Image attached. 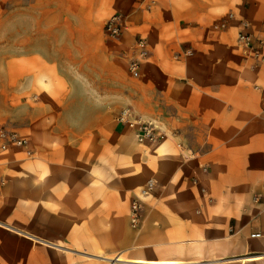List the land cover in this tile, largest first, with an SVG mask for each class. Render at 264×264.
<instances>
[{
  "label": "crops",
  "instance_id": "crops-1",
  "mask_svg": "<svg viewBox=\"0 0 264 264\" xmlns=\"http://www.w3.org/2000/svg\"><path fill=\"white\" fill-rule=\"evenodd\" d=\"M141 1L123 0L134 33L114 41L119 54L133 34L148 42L127 82V52L114 60L97 37L110 0L17 12L0 128L31 155L0 139V264H264V61L235 41L246 22L264 42V0H157L135 13ZM122 107L160 124L159 149L116 123ZM148 180L133 230L130 203Z\"/></svg>",
  "mask_w": 264,
  "mask_h": 264
},
{
  "label": "built area",
  "instance_id": "built-area-1",
  "mask_svg": "<svg viewBox=\"0 0 264 264\" xmlns=\"http://www.w3.org/2000/svg\"><path fill=\"white\" fill-rule=\"evenodd\" d=\"M156 3L157 0H142L140 2L139 9L146 14H149L153 11ZM232 19L233 15L228 14L226 19L222 20L213 27L214 30H224L227 26V22ZM248 27V23H241V30L236 35V47L240 50L245 59H252L257 63H261L264 61V56H262L264 42L261 40H255L246 31ZM128 29L127 18L120 12H115L109 16L103 25V33L106 39L112 41L118 40ZM148 57L149 49L146 37L137 33L133 34V43L124 55L128 72L132 76L137 75ZM116 123L122 129L132 132L135 142L139 145L155 143L156 141L163 140L165 138L164 132H160L158 134L157 128L153 123L137 116L130 108H123L119 111L116 117ZM0 139L4 142L5 146L12 145L16 148L24 150L26 156L29 157L31 155L28 140L20 137L17 133L0 128ZM202 171L206 172V168H203ZM154 188L155 183L153 180L146 181L144 186L139 190V193L135 195L131 201L129 220L130 227L133 230H139L142 223L141 204L143 203V199L152 194ZM253 205L255 207L261 206L259 197L253 198ZM261 211H264V207L261 208ZM251 237H260V235H252Z\"/></svg>",
  "mask_w": 264,
  "mask_h": 264
},
{
  "label": "rangeland",
  "instance_id": "rangeland-1",
  "mask_svg": "<svg viewBox=\"0 0 264 264\" xmlns=\"http://www.w3.org/2000/svg\"><path fill=\"white\" fill-rule=\"evenodd\" d=\"M29 1L30 0H0V59H3L5 57V54L8 53L4 48V44H6V43L15 44L16 43V39H17V12L22 10L25 6H27ZM96 5H97L96 12L98 13L99 18H100V2L98 1V3H96ZM125 8L126 7L124 6L123 0H110V2L108 4H106V8L103 11L104 17H103L101 29L99 26V31H98L97 37H98L99 41L101 40L104 43L105 48L107 49L108 53L113 56L114 60L115 59L120 60L118 57H122L123 52H127L129 49L122 51L119 54L118 48L115 47V42L112 40H108L104 37L103 32H102V27H103L104 21L106 20V18L108 16H110L111 14H113L115 12H120L124 16H126L127 25L129 28L130 27L129 14H132L134 12H127ZM138 12H139V8H137L135 13H138ZM125 33L128 34L129 38L131 37V40H132L131 34L134 32L132 30L128 29ZM137 34H139V33H137ZM10 53H15V51H12ZM121 61L124 63L125 68L121 69V70L119 69L118 74L120 75L122 80L127 82V80L130 77H132V75L127 70L126 60L124 59V57H122ZM123 108H129V107H122L119 110H121ZM151 123H153V122H151ZM153 124L157 128L158 134L160 132H162L159 123H157V124L153 123ZM121 138H123V137H121ZM161 144H163V140H158L155 143H146V144H142V145H139V144H137V145H139L141 147H152L153 149H159L161 147ZM178 152H179V155L181 158H183L184 155L186 154V152L183 150H179Z\"/></svg>",
  "mask_w": 264,
  "mask_h": 264
}]
</instances>
